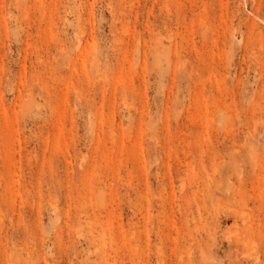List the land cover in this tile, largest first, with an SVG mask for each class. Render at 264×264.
Masks as SVG:
<instances>
[{"label": "rangeland", "instance_id": "obj_1", "mask_svg": "<svg viewBox=\"0 0 264 264\" xmlns=\"http://www.w3.org/2000/svg\"><path fill=\"white\" fill-rule=\"evenodd\" d=\"M0 264H264V0H0Z\"/></svg>", "mask_w": 264, "mask_h": 264}]
</instances>
